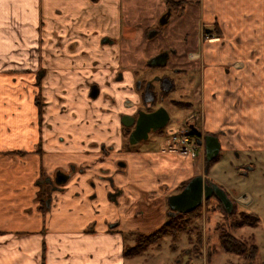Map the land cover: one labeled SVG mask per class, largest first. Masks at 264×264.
I'll use <instances>...</instances> for the list:
<instances>
[{
	"label": "crops",
	"instance_id": "crops-1",
	"mask_svg": "<svg viewBox=\"0 0 264 264\" xmlns=\"http://www.w3.org/2000/svg\"><path fill=\"white\" fill-rule=\"evenodd\" d=\"M131 1L0 0V264H126L133 258L113 227L130 216L153 231L171 214L167 197L203 173L200 156L122 142L119 116L138 103L135 82L158 76L137 78L141 65L124 45L139 26ZM170 1L196 9L198 29L172 62L176 101L188 105H165L198 103L199 130L217 137L224 173L230 151L241 164L264 163V0ZM56 170L68 180L43 186ZM214 176L207 170L217 184Z\"/></svg>",
	"mask_w": 264,
	"mask_h": 264
},
{
	"label": "rangeland",
	"instance_id": "rangeland-1",
	"mask_svg": "<svg viewBox=\"0 0 264 264\" xmlns=\"http://www.w3.org/2000/svg\"><path fill=\"white\" fill-rule=\"evenodd\" d=\"M131 5L134 8L131 13L134 24H138L140 27L137 26L136 28L134 40L124 45L131 49L132 53L133 51L135 52L138 59L137 64L141 65L135 70L137 78H142L145 75L148 77V75L153 73L157 75H169L173 80L175 89L166 95V98L176 101L180 98V95H177V90H179L182 81L181 78L177 77L170 70L174 67V63H172L175 60L174 57H183L186 55L188 47L185 45V41L187 40L188 44V41L194 39V35L198 29L196 21L198 15L197 10L187 8L186 13L182 12L181 15L177 16V10L166 6L165 0H134L131 1ZM126 11L128 10L124 7L122 9L123 19L124 23L128 24V15L125 14ZM168 11L171 14L168 23L161 24L162 17ZM147 23H152L150 26L152 29L145 32L143 27ZM160 50H174V54H170L165 66L145 67V61L148 62L150 58L147 59L144 54L150 57L151 54L154 55V53H158ZM192 74L193 81L188 84V90L191 94L198 88V73L193 72ZM198 107L197 102L193 103L192 107L187 109H177L172 105H167L166 108L170 118L160 133L151 132L147 139L135 144H130L129 137L123 133L121 134L122 142L126 147L140 150L141 152H144V150L166 151L168 148V129L170 127H186L184 118H190V121L194 122L192 116L198 115L199 111H195ZM195 122L197 123L196 126L199 127V120L197 119ZM236 154L237 152L235 151L228 153L231 164H228L229 172L227 174L221 170L222 165L219 163L221 159L224 160L222 158V150L219 152L216 161L210 164L207 170L210 174L214 173L217 185L222 188L224 187L223 189L228 193L238 211L253 213L258 216L257 226L241 227L237 230L226 229L225 214L215 207L217 202L216 198L211 197L207 206L204 203L201 205V220L198 224L202 234L201 252L202 254L208 252L207 259L203 255H195L192 251L193 242H188L187 234L181 233L174 241L168 236L162 238L159 248L156 246L149 247L139 256L132 257L133 259L126 264H248V261L241 256L226 253L222 250L219 240L220 232L223 231L221 229H226V232L230 231L233 236L244 241L247 245H256L257 253L252 263L264 264V163L257 160H250L252 162L251 168L241 172L239 167L236 168L238 164L242 163L241 157L238 155L236 158ZM234 168L237 170L234 171ZM175 191H178V188ZM241 195L248 197V204H242L243 202L245 203L246 199L240 198V201L236 200ZM102 213H104V210L103 212L100 210V214ZM123 220L127 222H123L120 227L114 226L113 231L123 232L122 245L124 249L134 244L136 232L149 233L152 231V229L149 230L143 227L144 223L142 220L134 219L130 216ZM114 223L111 222L110 224ZM216 224H218L219 228H216ZM90 227H92V224L87 225L84 228L85 231H93V228Z\"/></svg>",
	"mask_w": 264,
	"mask_h": 264
},
{
	"label": "trees",
	"instance_id": "trees-1",
	"mask_svg": "<svg viewBox=\"0 0 264 264\" xmlns=\"http://www.w3.org/2000/svg\"><path fill=\"white\" fill-rule=\"evenodd\" d=\"M169 6L177 10V15H181L184 9V1L169 2ZM208 33V32H206ZM175 105L187 106V103L184 102H173ZM217 158H214L209 162L208 165L216 161ZM188 181L181 183L177 188L178 191L186 185ZM209 202L205 200L204 204L207 206ZM215 207H218L225 214V224L226 229L237 230L241 227H256L258 224V217L253 213L241 212L236 209V205L233 203L232 210L227 213L220 202L215 204ZM202 207L198 206L191 212L188 213H175L171 216H168L164 223L154 231L149 233L136 232L135 233V242L132 246L127 247L123 254L126 258H132L139 256L149 247L156 246L160 247V241L162 238L168 236L171 240H176L181 233H185L188 236V242H193V253L202 255V234L198 226L199 221L201 220ZM216 228L218 224H216ZM226 229H221L219 240L221 248L226 253H232L248 261V264H253L252 260L257 253V247L254 244H246L244 241L237 239L233 236L230 231L226 232ZM194 236V238H193ZM208 252L205 254L207 259Z\"/></svg>",
	"mask_w": 264,
	"mask_h": 264
},
{
	"label": "water",
	"instance_id": "water-1",
	"mask_svg": "<svg viewBox=\"0 0 264 264\" xmlns=\"http://www.w3.org/2000/svg\"><path fill=\"white\" fill-rule=\"evenodd\" d=\"M165 19H161L163 23ZM168 60V52L163 51L152 57L147 64L149 66H164ZM159 79V78H158ZM160 89L165 92L168 89L170 83L167 79H160ZM94 87V86H93ZM151 96L148 97V94ZM94 94L92 95V97ZM155 101L152 90L146 88L143 96L144 103H153ZM169 119V113L164 106H159L151 112L138 111L137 118L135 121L134 129L129 134V143L135 144L141 140L148 138L149 131H157L163 128ZM194 130L192 126L189 127ZM205 140V161L208 164L212 161L219 153L220 143L216 136L206 134ZM205 168V172H206ZM62 176L55 180L57 184H61L68 180L69 175L61 174ZM215 197L223 206L226 212H230L233 208L231 200L226 195L225 191L203 179L202 175H196L192 177L186 185L178 193L169 195L167 197V205L170 209V213H188L196 209L203 203L204 200L210 197Z\"/></svg>",
	"mask_w": 264,
	"mask_h": 264
},
{
	"label": "flooded vegetation",
	"instance_id": "flooded-vegetation-1",
	"mask_svg": "<svg viewBox=\"0 0 264 264\" xmlns=\"http://www.w3.org/2000/svg\"><path fill=\"white\" fill-rule=\"evenodd\" d=\"M168 53H169V56H170V54H174V50H171ZM170 71L172 73H174L175 72V69H171ZM169 77H170L169 75L161 74V75L155 76L153 78V81H143V80L138 79L135 82V89L137 90L138 97H139L138 103L137 104L135 103V106H133V104L131 105L133 107V109L131 110V112L120 114V116H119V123H120V130H121L120 133L121 134L124 133L127 137H129L130 132L134 129L135 121H136V118H137L138 111L151 112V111L155 110L159 106H164L165 109H167L166 108V105H165V99H166V94H168V93H167V91H165V92L161 91V89H160L161 80L160 79H163L164 78V79H167L170 82V78ZM147 87H148V89L152 90V92L154 94L155 101L153 103H144L143 102L144 92H145V90H146ZM93 94H94V96H97V94H99V87L96 86V85L94 87L93 86L91 87V89L89 91V97H92ZM150 96H151V93L148 94V97H150ZM178 102H180V101H178ZM173 105H175V104H173ZM161 130L149 131L148 132V137H149V134L151 132H158V133H160ZM219 152H220V150H219ZM235 152H237V151H235ZM236 157H238V152L236 154ZM215 158H218V155ZM237 167L240 168L239 170H241V172L243 170L245 171V170L251 168L250 165H245V164H241V166H236V168ZM61 174H64V173L61 172L60 170H56L51 177H49V176H47V177L43 176L42 177V180H41V184L43 186L45 184H49V185H51V186L54 187L57 184L55 182V180L58 179V178H60L62 176ZM219 187H221V186H219ZM225 193L228 196V198L232 201V199L229 197L228 193L226 191H225ZM41 194H42L41 196H43V192H41ZM216 201H217L216 204H218L219 201L217 199H216ZM232 203H233V201H232ZM216 208H218V207H216Z\"/></svg>",
	"mask_w": 264,
	"mask_h": 264
},
{
	"label": "built area",
	"instance_id": "built-area-1",
	"mask_svg": "<svg viewBox=\"0 0 264 264\" xmlns=\"http://www.w3.org/2000/svg\"><path fill=\"white\" fill-rule=\"evenodd\" d=\"M168 148L190 158H195L199 153L203 155L202 140H197L195 136L190 134L187 128L182 126L170 129Z\"/></svg>",
	"mask_w": 264,
	"mask_h": 264
}]
</instances>
